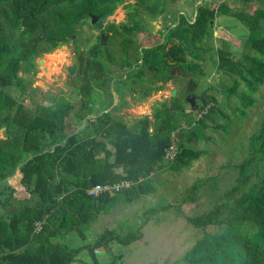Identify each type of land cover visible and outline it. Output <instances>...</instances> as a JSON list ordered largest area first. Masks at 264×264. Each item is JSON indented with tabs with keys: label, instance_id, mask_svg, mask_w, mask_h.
Here are the masks:
<instances>
[{
	"label": "trees",
	"instance_id": "1",
	"mask_svg": "<svg viewBox=\"0 0 264 264\" xmlns=\"http://www.w3.org/2000/svg\"><path fill=\"white\" fill-rule=\"evenodd\" d=\"M124 1L0 0V264H75L77 261L120 264L119 256L110 262H100L98 257L102 253L95 250H110L112 244L120 249L127 247L141 237L143 223L122 234L105 229L87 241L91 223L116 203L138 198L136 189L141 184L146 192H152V174L187 168L199 153L188 151L184 141L200 140L196 130L201 132L207 127L206 122L215 121L217 116L227 117L219 107L220 102L209 93L200 94L195 111L183 105L184 95L195 93L196 82L190 77L176 96L153 107L152 120L144 115L128 124L119 116L104 112L89 122L85 120L89 112L85 75L90 68L86 60H79L77 82H73L77 83L80 95L78 108L73 109V102L62 96L50 99L47 106L26 107L29 98L18 100L9 93L11 88L22 90L23 78L18 72H34L35 58L69 43L72 35L77 37L80 31L84 32L82 27L91 24V15L98 18L95 26L101 28L102 21ZM179 3L180 0H139L125 8L130 23L139 27L144 21L142 14L146 18L163 15L167 19L168 14L174 13L170 5L176 7ZM191 12L189 16L174 13L172 23L169 22L174 26L167 25L165 35L171 46L167 51L158 47L161 56L155 53L153 60L120 62L137 67L127 75L124 86L131 94L146 98L163 87L151 86L147 72L155 83L172 79L168 72L176 67L183 69V75H203L201 64L208 55L215 74L233 81L232 86L223 81L218 86L227 96L234 94L244 106L250 105L251 95L264 85V7L247 13L230 8L225 1L217 6L202 2ZM132 16L138 17V21ZM218 16L234 18L246 28L241 27L242 31L235 36L244 41V49L238 56L225 41H219L221 46L216 49L207 45ZM107 30L116 32L118 28L109 25ZM142 39L146 40V36ZM164 57L167 60H160ZM92 68L96 71L101 68L97 60ZM131 80L134 85L130 84ZM240 85L241 91L237 93ZM210 89L217 87L211 85ZM120 96L117 109L126 106L122 92ZM108 102L107 107L112 100ZM186 108L189 114L185 113ZM196 112H200L199 117ZM70 114L78 127L76 131L71 130ZM220 127L225 129L226 124ZM1 129H5L4 134ZM172 141L177 154L172 161H165V150ZM248 151L233 166L237 174L235 183L223 192L222 199L212 202L210 209L200 215L184 217L201 235L174 264H264V114L248 138ZM121 181H128L130 186L98 197L85 193L93 185ZM209 181L212 187L208 191L215 195V183L211 179L197 178L171 203L161 199L145 208L143 220L170 210L175 216L180 215L181 207L195 203L200 189ZM20 188L36 196L32 205L17 204L14 193ZM37 222L41 227L35 233ZM69 232L79 239L72 247L61 242Z\"/></svg>",
	"mask_w": 264,
	"mask_h": 264
},
{
	"label": "rangeland",
	"instance_id": "2",
	"mask_svg": "<svg viewBox=\"0 0 264 264\" xmlns=\"http://www.w3.org/2000/svg\"><path fill=\"white\" fill-rule=\"evenodd\" d=\"M223 1L230 8L247 13L252 12L257 7H264V0H252L248 3L236 0H180V3L176 7L170 5V8L174 13L176 12L175 15L177 14V16L181 15L178 11L189 16L195 5L203 2L217 6ZM124 12V7L119 5L106 18V21L103 20V24L122 22L125 20ZM168 15L167 19L162 15L155 19L150 18L148 22L149 27L153 31L155 30V32H159L160 28H163V25L166 28L168 22L172 23L171 18L173 15ZM132 18L138 21V17L132 16ZM214 23L213 35L206 41L207 45L216 49L221 46L219 41H225L229 43L227 45L231 52L238 56L243 48L244 41L235 36L242 31V28H246L229 16H218L215 18ZM121 39L122 37L118 40L110 39L106 47L111 50L113 42L121 41ZM71 50L69 43H65L50 53H45L35 58L34 72H18V76L23 78L21 83L22 90L11 88L9 89V93L18 100L26 101L29 98V101L25 103L26 107L31 106V108H35L36 104L47 106L50 99L62 96L68 101L73 102V109H75L80 102V97L77 93V85L69 83V75L66 69L69 65L78 67L79 60H74ZM205 56L206 60H202L201 64L203 75L195 73L194 76L193 73L183 75V69L181 68L182 72L174 71L173 78L164 83L161 90L152 92L148 97L142 99L139 98L137 93L131 98L129 94H125L123 100L126 102V106L111 110L113 115L119 116L128 124L144 115H149L151 119L150 114L153 107L160 102H168L171 99L170 93L172 90H176V96L177 92H180L181 88L186 86L189 78L192 77L196 82L195 94L198 96L201 93L212 94L220 102L219 107L227 117L217 116L214 119L215 121H207V127L201 132L196 130L195 133L201 136L200 140L189 143L184 141L188 151L199 153L198 157L194 161H191L187 168L152 174V192H146L145 186L141 184L136 189L138 198L129 202L116 203L107 212H101L96 217L91 223L90 230L86 233L87 241L105 229H111L122 234L128 229H136V227L143 223L140 229L141 237L127 247L121 246L122 248L120 249L112 244L109 248L110 250L96 249V252L102 253L98 257L100 262H110L113 257L119 256L120 264H174L185 250L201 235V231L188 225L184 217L200 215L206 212L210 209L211 203L222 199L223 192L235 183L237 174L233 166L239 164L248 154V138L256 130L261 116L264 114V85L251 95L252 103L244 106L234 94L227 96L220 86H218L219 81H223L227 86H232L233 81L227 76L215 74L211 60H209L208 55ZM41 59L43 61L42 64H38ZM111 61L97 60L102 72L110 70V68H113V65H120L122 60H113L112 63ZM194 61L198 62L199 60ZM43 68L46 69L43 70ZM172 70L173 68L168 73L170 74ZM74 81L77 82L76 78H74ZM97 82L101 83L102 80L98 79ZM133 82L131 80L130 84ZM73 85L75 86L73 87ZM156 85H160V83L156 81ZM211 85L217 87V89H210ZM104 87L107 89L108 95H105L107 99L106 106L109 104L108 101H110L109 93L117 95L120 89L126 88L125 86L118 88V85L111 87L109 81L104 82ZM241 87L242 85L238 86L237 93L241 91ZM87 90L90 92L87 98L88 102L92 101L93 105L98 104L100 98L99 88L93 89V86H91V89L88 88ZM118 96L121 98L120 95ZM119 98L116 97V104L119 103ZM183 105L186 106V103ZM93 109L94 107L91 108V111ZM99 110H103V107L99 108ZM102 112L104 111H101L100 114ZM185 113L189 114L187 108L185 109ZM194 114L196 117L200 116V112ZM70 121L72 122H70L71 130H78V127L73 124L72 117ZM224 124H226L225 129L220 127ZM172 137H174V140L176 139L174 134H172ZM186 154L187 152H185L184 157L188 156ZM197 178L202 180L211 179L215 183L213 186L216 192L215 195L212 196L211 191H208L212 187L211 181H209L200 189L195 203H188L181 207L180 215L175 216L170 210L147 216V219L143 220L145 208L152 206L161 199L171 203L181 191L191 185ZM251 179H254V177ZM25 194V191H23V195H19L17 198L22 203L33 204V201L36 200L35 196L26 194L28 196L26 197ZM77 239L76 235L70 232L63 237L61 242L68 243L72 247L77 245ZM85 261L90 263L88 258H85ZM75 264L83 263L77 261Z\"/></svg>",
	"mask_w": 264,
	"mask_h": 264
},
{
	"label": "flooded vegetation",
	"instance_id": "3",
	"mask_svg": "<svg viewBox=\"0 0 264 264\" xmlns=\"http://www.w3.org/2000/svg\"><path fill=\"white\" fill-rule=\"evenodd\" d=\"M138 1L139 0L124 1L122 6L125 9L124 12L125 20H123L122 22H118V23L112 22L104 25L103 24L104 22L102 21L101 28H97L95 24L85 25L82 27L84 32L80 31L77 37L74 35V39L77 38V40L74 43V39H73L72 45H70L74 60H86V63L90 67L89 69H87L85 75L87 82L86 85L89 89H91V86H93V89L99 88L98 90L100 97L98 100L99 103L93 105L92 101L88 102L87 107L89 109V112L85 116V120H88L89 122L95 121V119L102 114V113L100 114V112L103 110L100 111L99 108L104 107L103 104L107 102V99L105 98V95H107V89L104 87V82L109 81L111 83V87L115 84H117L120 87L121 86L124 87V82L127 79V75L137 69V67L131 63L130 64L131 66L129 65L124 66L123 64L117 66L113 65V68H110V70H107L105 72H102L101 68L96 71L92 68V66H94V60H127L130 62L132 60H153V55L155 53L158 55L160 54L159 56H161V53L158 51V47H160L162 51H167L171 46L170 41L165 40L167 28H165V26L163 25L164 29L160 28L159 32H155V30L153 31L149 27V23H148L150 18H146L145 14H142L144 21L142 25H140L139 27H136L130 23L125 7L129 5L134 6L138 3ZM179 13L182 12L180 11ZM104 21H106V19H104ZM109 25H115L118 28V31L114 32L107 30V27ZM168 25H170L171 27L174 26V24H170L169 22ZM139 29H142L144 31H140ZM127 31L130 32L126 36ZM103 36L106 37L104 38L105 40H102ZM143 36H146V40L142 39ZM120 37H122L121 41L113 42V46L111 50H109L106 47L110 39L118 40ZM124 38L129 40L123 41ZM158 38L160 39L157 40ZM101 42H103V44ZM146 50H148V52H146ZM160 60H167V59L164 57V58H160ZM112 62L113 61H111V63ZM76 68L77 66H74L72 75L71 76L69 75V78H71L70 84L77 85V83H73L74 78H77ZM123 70L125 71L122 72ZM94 73H96L97 76L100 77V80H102L101 82L102 89H101V83L99 82L100 83L99 85V83L97 82L98 77H96L95 76L96 74L94 75ZM146 78H148V80L152 82L151 86L156 85L155 80L150 77L149 72H147ZM158 82L160 83V85H164L162 81H158ZM131 84L134 85L135 82ZM74 86L75 85H73V87ZM76 88H77V93L79 94L78 85L76 86ZM129 91L131 90L128 89L127 87L124 89H120L118 95H120V93L122 92L125 94H129L131 98L136 94V93L131 94ZM87 93L88 95H90L89 91H87ZM109 95H110V99L112 100V104L109 108L111 110H114L116 108L114 107L116 105H114L113 103L114 97H118V96L116 94L115 96H113L114 93L112 94L109 93ZM189 95L193 96V101H192L193 109L191 108L190 103L186 101V97H189ZM183 100L186 102L187 106L192 111H195L198 108L200 102V96L196 95L195 93H187L184 95ZM92 107H94L93 111H91ZM76 108H78V106Z\"/></svg>",
	"mask_w": 264,
	"mask_h": 264
},
{
	"label": "built area",
	"instance_id": "4",
	"mask_svg": "<svg viewBox=\"0 0 264 264\" xmlns=\"http://www.w3.org/2000/svg\"><path fill=\"white\" fill-rule=\"evenodd\" d=\"M176 154L177 148L174 142L172 141L170 145L166 148L163 158L165 161H172L175 158ZM129 186L130 183L128 181H121L114 184H96L91 187H88L85 190V193L91 197H98L104 193L113 194L119 192L120 190L128 188ZM40 227L41 223L37 222L35 224V233L39 231Z\"/></svg>",
	"mask_w": 264,
	"mask_h": 264
},
{
	"label": "water",
	"instance_id": "5",
	"mask_svg": "<svg viewBox=\"0 0 264 264\" xmlns=\"http://www.w3.org/2000/svg\"><path fill=\"white\" fill-rule=\"evenodd\" d=\"M90 17H91L90 23L91 24H95L98 18L96 16H92V15ZM86 28H88V27H86ZM104 38H106V37L103 36L102 37V40H105ZM73 39H74V35L71 36L70 41H69V45H72ZM101 43L103 44V42H101ZM42 62L43 61L41 59L38 62V64H42ZM45 69L46 68H43V70H45ZM66 70H67L68 75L71 76L72 73H73V70H74V65L67 66V69ZM174 71L180 73L182 71V69L181 68H173V70L170 72V74L173 75L174 74L173 73ZM69 83H71V78H69ZM175 93H176V90H172L171 93H170V98H173L175 96ZM186 101L190 103V106L193 109V106H192L193 96L192 95H189V97H186Z\"/></svg>",
	"mask_w": 264,
	"mask_h": 264
},
{
	"label": "crops",
	"instance_id": "6",
	"mask_svg": "<svg viewBox=\"0 0 264 264\" xmlns=\"http://www.w3.org/2000/svg\"><path fill=\"white\" fill-rule=\"evenodd\" d=\"M192 13V12H191ZM180 14H182V13H180ZM163 16V15H162ZM194 16H195V14H193L192 15V21H193V19H194ZM158 18V17H157ZM182 72V71H181ZM171 75V74H170ZM172 76V75H171ZM176 94V93H175ZM113 96H115V94L113 95ZM117 96H118V94H117ZM124 96H125V93H123V97H122V99L124 98ZM118 98H119V96H118ZM115 100H116V97H114V101H113V103H114V105H116V106H114V107H116V109H117V105L119 104V103H115ZM119 102H120V98H119ZM104 105V107H103V111L104 112H109L111 115H112V113H111V109L109 108V107H107L106 106V103H104L103 104ZM104 112H102V113H104ZM152 112V111H151ZM113 116H115V115H113ZM149 116V115H148ZM150 116H151V114H150ZM150 118V117H149ZM152 119V118H151ZM150 119V120H151ZM4 132H5V129H1V133L2 134H4ZM23 191H24V189H17L16 191H15V193H14V197H15V199L17 200V204H26V203H22L21 201H20V199H18L17 197L19 196V195H23ZM17 193V194H16ZM26 193V192H25ZM27 194V193H26ZM25 194V196L26 197H28L27 195ZM29 195V194H28ZM30 196V195H29ZM34 196V195H33ZM34 198H36V196L34 197ZM28 199V198H27ZM33 199V198H32ZM36 200H34L33 202H35ZM16 204V205H17ZM30 205H32V204H30ZM15 206H13V207H11L10 209H12V208H14ZM70 233V232H69ZM68 233V234H69ZM75 234V233H74ZM76 238H77V236H76ZM78 240V242H77V244L79 243V239H77Z\"/></svg>",
	"mask_w": 264,
	"mask_h": 264
}]
</instances>
